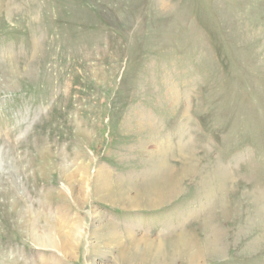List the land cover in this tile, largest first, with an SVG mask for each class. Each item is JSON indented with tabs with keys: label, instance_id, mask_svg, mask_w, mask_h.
Masks as SVG:
<instances>
[{
	"label": "rangeland",
	"instance_id": "rangeland-1",
	"mask_svg": "<svg viewBox=\"0 0 264 264\" xmlns=\"http://www.w3.org/2000/svg\"><path fill=\"white\" fill-rule=\"evenodd\" d=\"M160 158L175 189L155 207L95 193L141 194ZM210 171L228 178L206 205ZM210 235L199 264H264V0H0V264H119L152 241L183 264L172 241Z\"/></svg>",
	"mask_w": 264,
	"mask_h": 264
},
{
	"label": "bare ground",
	"instance_id": "bare-ground-1",
	"mask_svg": "<svg viewBox=\"0 0 264 264\" xmlns=\"http://www.w3.org/2000/svg\"><path fill=\"white\" fill-rule=\"evenodd\" d=\"M167 148H165V149H167ZM168 149H170V148H168ZM181 150H182V148H181ZM159 154L161 155V152ZM156 157H158V155H156ZM160 157H162V156H160ZM163 161L164 160L161 158L157 159V164H155L154 166L151 167L150 174L145 175L148 177V180H150V182H148V183H150L152 186H150L148 188H144L143 191L141 192V194H139V195L133 196L132 194H130L132 196H128V195H126L127 194L126 192H127V189H129V188L126 187L125 189L124 188L122 189V187L120 188L119 185H117V187H118V188H116L117 191H115L112 194L110 191L111 185L109 184V181L107 179H97L98 182H96L94 185L95 193H100L101 190H103L104 192L103 191L102 192H103V198L104 199L109 196V200L111 203L121 205V207H126V208H137L140 206L155 207L156 204L162 203L166 198H168V196H170L175 189L174 186L167 183V181L164 184H160L161 181H159L158 177H156L155 171L164 165ZM196 162H197V160H196ZM192 166H193L192 169H194L195 165H192ZM187 169H189V168H187ZM185 172H186V170H183L182 173H185ZM211 174H212L211 177H213L212 181H216L214 186H210L211 180L206 181V177H204L202 179V182L200 181V183H201L200 188L204 192V196H203L204 202L203 203H205L206 205H209V203L213 200V197L215 196V189L219 190L221 187H223L224 182L226 185V178H228V175H225V174L219 175V174L215 173V175H214V171H213V173L211 172ZM228 184H229V182H228ZM136 192H138V191H136ZM133 194H134V192H133ZM217 194H218V192H217ZM92 195H93V192H92ZM210 209L211 208H209V210ZM189 210H191V209H189ZM204 211H206V210H204ZM187 212H188L187 213L188 217H191V216L194 217L196 210H194L192 212L191 211H187ZM37 225L38 224L35 225V223H33V224H31V228H29V229H31V237L34 241H36V243H42V245H44V243H45V245L47 247H51V249L53 247H58L57 246L58 244L55 241V239H57L56 238L57 235H58L59 239L61 238L63 240V243H65V242L69 243L70 242V246H71V244L74 243V242L73 243L71 242L72 241L71 236H72V232L76 233V231L71 230L72 232H66V234H65L62 232L60 227L57 226V228H56L55 226H53V227L49 226L48 229L46 228L45 231L38 234V231H39L38 227L39 226H37ZM207 226H208V224H207ZM203 229H204V227H202V230ZM40 230H42V229L40 228ZM75 233H74V235H76ZM207 233H209V230ZM210 234H211V232H210ZM129 237H131V236H129ZM142 237H146V236H142ZM206 237H207V239H205L206 247L203 245L204 249H201L202 246L199 247L201 245V243L200 244L197 243V240L191 239L190 237H189V239H184L183 237L176 238L172 241V244H171V247L173 250L172 253L174 255L181 257L183 264H199L201 257L206 256V255H215L217 252H219V250L215 246L214 240L211 238L212 236L210 235V237L209 236H206ZM75 238L76 237H74V239ZM74 239H73V241H74ZM99 240L103 241L104 239L101 238ZM142 240H144V239L142 238ZM167 244L168 243L165 241L158 242V243H155L154 241H152V242L143 244L142 250L139 251V249H137L136 246L140 245V244H137V243L132 244L131 243L129 246H127V248L125 249V251L123 253H120L117 255L116 259L119 261L118 262L119 264H157L154 261V259L156 260V258H154V257H158L156 255H160V254L162 255L164 250H168ZM161 258H163V257H161ZM161 264H174V263L169 258L164 257V262Z\"/></svg>",
	"mask_w": 264,
	"mask_h": 264
}]
</instances>
